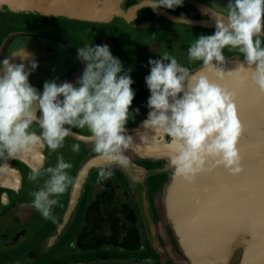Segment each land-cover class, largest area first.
Returning <instances> with one entry per match:
<instances>
[{"label": "flooded vegetation", "instance_id": "1", "mask_svg": "<svg viewBox=\"0 0 264 264\" xmlns=\"http://www.w3.org/2000/svg\"><path fill=\"white\" fill-rule=\"evenodd\" d=\"M255 2L264 11V0ZM121 4L135 12L127 24L55 18L47 27L31 28L0 13V44L8 33L27 28L45 31L55 39L24 45L26 49L21 52L16 45L8 47L9 58L0 83V264H175L158 252L164 246L156 225L155 233L146 226L121 171L104 164L94 167L85 174L74 206L75 185L92 157H87L89 146L85 142L105 124H112L107 128L132 125L122 124L115 114H97L103 109L121 110L133 103H148L154 94L151 91L167 79L171 59L190 50L201 53L202 47L233 53L235 39L241 42V51L264 57V36L177 22L174 17L185 15L174 8L172 0H121ZM186 27L196 30L188 34ZM59 41L68 48L65 52ZM186 41L199 49L187 48ZM74 45L92 65L89 81L85 80L76 96L74 82L55 73L50 80L51 91L45 89L42 56L50 53L51 63L46 68H54L61 53L73 56ZM105 58L112 66L102 67ZM32 63L41 66L31 72L28 64ZM111 68H123L135 101L118 93L120 85L110 82L105 74ZM137 83L145 89L138 88ZM11 107L17 112L14 116ZM82 117L94 124L86 128ZM89 128L91 131L85 132ZM15 138L18 144L13 150ZM154 174L145 175L148 195L151 185L157 188L162 183L150 177ZM106 206L112 207L113 217L121 216L124 210L126 216L127 212L133 214V219L126 217L124 227L118 226L117 233L110 227L108 236ZM111 234L116 237L108 239ZM155 239L158 246L153 243Z\"/></svg>", "mask_w": 264, "mask_h": 264}, {"label": "water", "instance_id": "2", "mask_svg": "<svg viewBox=\"0 0 264 264\" xmlns=\"http://www.w3.org/2000/svg\"><path fill=\"white\" fill-rule=\"evenodd\" d=\"M172 4L185 15L174 17L177 22L264 36V11L255 0ZM0 12L107 24L135 18L134 9L124 8L121 0H0ZM52 40L44 32L8 34L0 44V83L9 45L21 52L24 45ZM59 43L65 52L67 47ZM71 51L68 66L74 69L77 90L88 80L92 65L79 47ZM188 63L196 66L185 70ZM66 66V60L59 63ZM169 67L167 79L152 95L148 116L130 126H112L115 139L123 145V136L128 138L124 143L134 158H166L174 168L162 185V213L171 246L186 264H264V60L190 50L171 59ZM184 72L183 79L173 80ZM110 125L87 139L97 138ZM103 156L83 170L74 206L86 173L128 161L117 153ZM139 191L143 215L151 220L145 190Z\"/></svg>", "mask_w": 264, "mask_h": 264}, {"label": "rangeland", "instance_id": "3", "mask_svg": "<svg viewBox=\"0 0 264 264\" xmlns=\"http://www.w3.org/2000/svg\"><path fill=\"white\" fill-rule=\"evenodd\" d=\"M216 4V3H214ZM218 6V5H217ZM1 14H7L9 16V19L11 20V22H20V20H22L26 26L24 27H34V26H38V27H47L55 18L57 17H48V16H39V15H29V14H20V13H2ZM60 19V18H59ZM64 19V18H62ZM117 20H115L114 22H116ZM111 23L112 25H116L115 23ZM198 29V28H197ZM24 31H30V32H45V31H32V29H23ZM22 30V31H23ZM196 28L192 27V28H187L185 29V31L188 32V34H190V32H195ZM19 31V30H14ZM12 31V32H14ZM226 31V30H223ZM218 39V37H217ZM241 42L237 41L236 39L234 40V51L233 53H229L226 51H223V49L217 48H200L203 49L205 52V54H208L210 56L213 55H218V56H230V55H234V56H244L246 58H253V59H263L264 57L262 56H258L256 55L254 52L252 51H241L240 45ZM186 47L190 48L192 50H198L199 48H197L196 45H194L193 43H190L189 41H186ZM102 49V48H101ZM239 50V51H238ZM101 51V50H100ZM212 54V55H211ZM92 61L96 64H98L97 60H95L93 57ZM110 61L109 58H105V64L102 67H107V66H112L109 65L108 62ZM99 66V65H96ZM119 66V65H118ZM188 66L191 67H195V64L192 63H188L185 65V70L186 68H188ZM127 67V66H125ZM118 73V74H116ZM123 73V74H120ZM106 76L110 77L111 81L110 82H117L118 86L120 85V90H118V93L121 94L123 96V98L126 99H131L132 101H135L136 95L133 93H130V89L133 86L128 85V76L124 73V70L122 68V70H116L114 68L109 69V72L105 73ZM186 73L184 72L181 73L179 76H177L176 78H174L173 80L177 81L179 79H183ZM92 76H96V74H92ZM90 76V78L92 77ZM89 81V80H88ZM87 81V83H88ZM136 86L140 89H145L142 88L140 83H137ZM81 88V87H80ZM80 88L77 89L76 91V96L81 93ZM83 90V87H82ZM154 93L151 91V94ZM150 94V95H151ZM130 102V101H129ZM154 101L149 100L148 103H145V105H141V104H135L133 103L132 105L127 106V108H123L121 110L119 109H113V108H108V109H112L111 111L108 109H103L101 110L97 116H103L104 114L107 115H112L115 114V119L119 120L122 124H134L137 121H139V119L146 115L148 116L146 113L148 112V110H150L153 107ZM123 104L124 106L126 105L124 99H123ZM107 110V111H106ZM81 120V119H79ZM84 120V126H86V128L90 127L89 125L94 124L93 122L89 121L88 118L85 117V119H83L82 117V123ZM89 121V122H88ZM99 124V123H98ZM90 128L85 130V132H90ZM114 130L112 128H107L102 134H100L97 138H94L92 140H88L85 142V145L89 146V156H94L96 155V153L101 152V151H106L107 153H117L120 154L121 156L124 155L125 158L128 159V161L124 162V161H118V162H112V163H108V164H104L105 167H110L113 168L115 170H119L121 171L122 175H123V179L124 183L126 184L127 189L130 190V193L133 195L135 201L137 202V205L140 209V215L143 219V221L145 222L146 226L150 227L149 230L151 229L154 233L155 230H153V226L156 225V229L158 230L157 232H159V236L161 238V242L163 244V246L161 248H158V252H160L162 254V257L164 255L168 256V258H170L171 260H173V262L175 264H186L185 260L180 258L177 254L176 251L174 250V248L171 246V242L168 238V235L166 234L165 231V227H164V219H163V213H162V209H163V203H162V196H161V191H162V185L166 184L172 177V175L174 174V168L168 163V161L166 160V158H160V157H156V158H143V157H138V158H134L131 154H130V150L127 149V146L125 145L124 142H126L128 140V138H126L125 136H123L122 138V142L123 145L121 144L120 140H116L115 139V135H114ZM125 134V133H124ZM92 135V134H91ZM131 142H134V136L131 137ZM72 142H70L68 144V148L71 147ZM129 145H132V143H130ZM67 148V150H68ZM102 154V153H101ZM106 154V153H104ZM144 159H149L151 161H153L152 163L148 162H143ZM141 161V162H140ZM103 167V166H101ZM148 168V169H147ZM156 173L154 175H151L150 177H157L160 179V181H162L161 185L157 188H154V186H150L149 187V195L148 192L146 190V181H145V175L149 174V173ZM160 172V173H159ZM152 180V179H151ZM127 183H126V182ZM154 184V183H153ZM148 185V184H147ZM145 190V197H146V201H147V206L149 208L148 210V216L149 219L151 220H147L145 218V216L143 215V211H142V206H141V202L139 199V190L143 189ZM150 196V201L148 200V197ZM150 202V203H149ZM151 204V205H150ZM154 222V223H153ZM152 227V228H151ZM153 243L158 246V242L155 239L153 241ZM165 256V257H166Z\"/></svg>", "mask_w": 264, "mask_h": 264}, {"label": "crops", "instance_id": "4", "mask_svg": "<svg viewBox=\"0 0 264 264\" xmlns=\"http://www.w3.org/2000/svg\"><path fill=\"white\" fill-rule=\"evenodd\" d=\"M19 31H22V30H19ZM24 31V30H23ZM25 31H27V30H25ZM10 33H12V32H10ZM10 33H8V34H10ZM68 49V48H67ZM30 55H32V54H28V57L30 56ZM65 55V56H64ZM49 57H51L50 56V53H45L43 56H42V58H43V64H42V73H43V76L45 77L46 76V79H47V87L45 88V89H49V88H51L53 85H52V83H51V77H53V75L55 74V73H58V75H59V78L61 79V78H63V79H65V80H67V79H69V83H71L72 84V82H74V69H73V67H69L68 66V60H69V58H73V56L72 55H68V54H60V56H59V61L57 62V66L56 65H54V68H53V66L52 67H48V68H46L47 66H50V63H51V61L50 60H48V58ZM60 57L62 58V59H60ZM63 60H66L67 61V66L66 67H59V63L61 62V61H63ZM41 65H40V63H32V64H28V68L29 67H31V68H33V70L31 71V72H35V70H38V68L40 67ZM53 69H56L57 71H55V70H53ZM3 76H4V72H3V74H2V76H1V82H2V80H3ZM1 86H0V91H1ZM49 91H51L50 89H49ZM61 91H62V89H61V83H60V93H61ZM46 92V91H45ZM2 96V94H1V92H0V97ZM2 98V97H1ZM49 98H51V97H49ZM61 99V98H60Z\"/></svg>", "mask_w": 264, "mask_h": 264}, {"label": "trees", "instance_id": "5", "mask_svg": "<svg viewBox=\"0 0 264 264\" xmlns=\"http://www.w3.org/2000/svg\"><path fill=\"white\" fill-rule=\"evenodd\" d=\"M112 207H108L106 206V226H107V236H108V233H109V230H110V227H113L115 232L117 233V229H118V226H122L124 227V223L126 222L125 220H127L128 218L131 217V219H133V214L131 212H127L129 216H126V210H124L123 214L120 216H116V217H113V215L111 214L110 210H111ZM95 211H97V208H95ZM117 211V210H116ZM123 217V219L121 218ZM126 217H128L126 219ZM116 228V229H115ZM114 236L113 234H111L109 238H113L114 239Z\"/></svg>", "mask_w": 264, "mask_h": 264}, {"label": "bare ground", "instance_id": "6", "mask_svg": "<svg viewBox=\"0 0 264 264\" xmlns=\"http://www.w3.org/2000/svg\"><path fill=\"white\" fill-rule=\"evenodd\" d=\"M106 42H107V41H106ZM176 70H177V68L173 69V72L176 71ZM16 113H17V112L15 111V109H14L13 107H11V108H10V114H11L12 116H14V115H16ZM17 144H18V142H17V139L15 138V139H14V142H13V150L16 149ZM103 155H104V154H100V155H96V156L91 157L92 159L89 160V161L87 162V164H86V166L84 167L83 170H85L86 168H88L89 166H91L93 163L97 162V161L100 160L101 158H105V157H106V156H103ZM195 161H196V162L198 161V154L195 155ZM75 187H76V185H75ZM75 189H76V188H75Z\"/></svg>", "mask_w": 264, "mask_h": 264}]
</instances>
